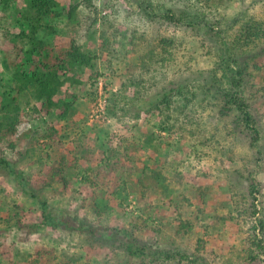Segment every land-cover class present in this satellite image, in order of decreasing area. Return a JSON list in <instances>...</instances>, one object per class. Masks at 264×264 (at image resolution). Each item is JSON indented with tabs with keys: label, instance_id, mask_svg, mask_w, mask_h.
<instances>
[{
	"label": "rangeland",
	"instance_id": "1",
	"mask_svg": "<svg viewBox=\"0 0 264 264\" xmlns=\"http://www.w3.org/2000/svg\"><path fill=\"white\" fill-rule=\"evenodd\" d=\"M53 1L58 16L45 19L53 29L39 31L38 37L55 46L58 41H74L97 56L99 78L92 86L90 70L79 68L84 85L66 120L57 110L40 112V103L31 97L32 85L19 96L18 131L0 140V156L41 188L54 208L91 221L100 233L129 228L143 243L202 256L208 264H263L247 261L248 252L255 249L247 177L259 182L256 203L261 210L258 216L264 218V154L256 162L259 155L248 137L234 129L233 116L222 118L217 112L220 107L195 97L204 82L194 78L200 74L225 84L222 42L212 39L214 35L204 27L189 28L161 16L168 10L197 9L233 40L250 18L264 20V0ZM25 6L23 0H9L8 5L0 0V121L3 103L17 96L6 51L15 33L29 30L26 22L18 23L17 9ZM74 6L78 10L71 20L68 12ZM103 30L108 43L101 37ZM260 42L264 47V40ZM30 48L27 43L25 51ZM247 52L254 50L241 51ZM260 60L262 70L246 83V95L256 102L264 131V56ZM173 82L180 83L183 92H172L160 110L152 108L158 93ZM25 132L29 136L20 140ZM147 138H153V143ZM79 145L116 150L121 157L130 151L139 168L150 175V185L135 190L122 181L115 192L110 178L107 185L91 184L78 158ZM261 145L264 151V139ZM63 156L67 184L50 177ZM41 220L34 200L0 168V264H28L41 247L52 251L48 264H125L124 252L101 234L91 237L52 226L30 233L17 225V221ZM185 223L193 227L182 228ZM133 262L179 264L166 257L134 258ZM180 263L190 264L189 260Z\"/></svg>",
	"mask_w": 264,
	"mask_h": 264
},
{
	"label": "trees",
	"instance_id": "2",
	"mask_svg": "<svg viewBox=\"0 0 264 264\" xmlns=\"http://www.w3.org/2000/svg\"><path fill=\"white\" fill-rule=\"evenodd\" d=\"M8 2L9 0H5ZM15 1V0H13ZM208 2H225L226 0H207ZM26 6L17 9L18 23L26 22L29 25L28 32L23 30L15 33L9 41L7 47V56L9 58V65L14 70L13 73V89L17 96L10 97L9 100L3 103L1 111L4 113L3 120L0 121V140H8L10 135L13 136L18 131V124L20 121L21 106L19 104V96L24 92L30 91L33 85L34 90L31 91V97L40 103V112L50 114L54 110L59 112L61 119L69 118L70 112L76 101L80 98L82 86L84 81L81 78L79 68H87L90 70V82L94 86L98 80L97 56L87 53L74 41H66L64 43L57 42L53 45L38 37L39 31L49 28L53 29L45 19L48 16H58L56 11V2L53 0H23ZM149 6V5H148ZM77 6L69 10V17L71 20L76 19ZM152 17V14H148ZM162 19L172 23L185 24L189 28L204 27L208 30L212 39L220 40L222 42L221 61L224 67L223 77L226 79L218 84L215 79H207L200 74L194 77L197 81L203 78L198 86V91L195 94L196 98L203 101H212L218 109V114L224 117L233 116V127L235 130L240 129L250 140L252 148L256 149L259 156H256L255 161L262 160L264 151L260 141L264 139L263 125L259 118V111L256 107V102L248 100L246 83L255 80L259 72L262 70L260 60L264 56V47L259 46L260 41L264 40V20L250 18L238 30L235 39L230 40L226 36V30L218 29L208 21L205 13L195 9L188 11L168 10ZM239 22V20H238ZM105 30L102 31L101 37L105 43H108ZM214 41V40H213ZM165 42H168L165 40ZM30 44L31 48L25 51V45ZM104 46V44H103ZM253 48L254 52H247L242 54L241 51ZM260 47V48H259ZM257 48H259L257 50ZM216 75V73H214ZM216 77V76H215ZM195 80V81H196ZM206 82V83H205ZM184 88L180 83L173 82L170 86L164 87L162 92L155 97L152 108L155 107L160 110L162 103H169L172 92L182 93ZM151 108V109H152ZM29 133H24L20 136L22 140ZM50 136H53L52 132ZM149 143H153V138H147ZM11 148L16 147V143L10 141ZM260 146V147H259ZM79 157L82 161L85 173L89 176L86 180L91 184L98 186L102 183L109 184L106 178H110L114 186L115 192H119V184L122 181H127L136 190L137 187L147 189L150 185V175L145 169L139 168L138 158L130 151H126L124 157L118 154V151L111 150L106 152L104 149L92 150L90 146L79 145ZM77 152V153H78ZM71 164L72 161L70 162ZM58 168L54 166L51 173V180H59L67 184L66 175H64L66 167V157L63 156L59 161ZM0 168L4 170L10 177L14 178L23 190L29 195L39 208L42 220L34 223H21L17 221L20 227H26L29 232H36L38 229L45 226L59 227L65 230H76L86 233L88 236L102 235L103 239L111 242V246L119 248L125 254V264H135L134 258H160L166 257L170 260L180 261L189 260L190 264H208L207 260L198 255L190 256L184 251H168L161 246H153L148 243L141 242L129 228L110 229L106 233H100V227L95 226L91 221L73 217L66 210H58L54 208L42 193V189L30 182V179L21 173L14 166L13 162L4 159L0 156ZM141 174L136 177L135 174ZM90 175H94L91 178ZM245 178V177H244ZM50 180V181H51ZM47 182V181H46ZM44 182V184L46 183ZM248 193L253 197L250 204L251 217L255 218L254 222V237L251 249L248 252V263H256L262 261L264 264V218L258 216L261 210L256 203L258 201L259 182L256 177H247ZM37 187V188H36ZM67 187V186H66ZM39 188V189H38ZM98 211V206L93 205ZM193 224L185 223L181 225L182 228L190 230ZM52 254L51 250L44 247L38 248L32 255V259L28 264H48L49 256ZM226 264H233L227 262Z\"/></svg>",
	"mask_w": 264,
	"mask_h": 264
}]
</instances>
